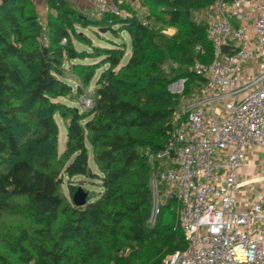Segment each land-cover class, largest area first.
I'll return each mask as SVG.
<instances>
[{"label": "trees", "instance_id": "trees-1", "mask_svg": "<svg viewBox=\"0 0 264 264\" xmlns=\"http://www.w3.org/2000/svg\"><path fill=\"white\" fill-rule=\"evenodd\" d=\"M139 1L143 12L120 5L129 12L125 19L111 12L91 19L69 0H48V46L40 42L42 21L32 0L0 3V264H163L167 255L186 248L178 219L167 221L169 208L177 212L176 201L149 222L154 172L145 150L158 152L168 140L178 103L168 85L187 78L188 94L207 82L191 69L195 60L207 63L213 57L207 27L196 22L194 11L215 0ZM170 25L177 28L172 37L160 30ZM78 28L127 33L129 61L122 65L126 44L98 47ZM72 34L90 43L101 63H83L91 52L77 50ZM64 56L81 78L75 90L59 80ZM168 61L178 66L164 70ZM102 64L107 67L97 79L92 107L53 101L89 95ZM56 114L67 119L68 140L60 156ZM87 144L101 175L90 171ZM65 176L100 179L101 198L92 201L88 190L74 184L66 196ZM79 189L87 193L82 207L72 200ZM14 211L31 225L24 235L3 223ZM125 244L140 247L126 262L118 257Z\"/></svg>", "mask_w": 264, "mask_h": 264}, {"label": "built area", "instance_id": "built-area-1", "mask_svg": "<svg viewBox=\"0 0 264 264\" xmlns=\"http://www.w3.org/2000/svg\"><path fill=\"white\" fill-rule=\"evenodd\" d=\"M130 1L89 0L97 19L107 12L129 17L120 5ZM142 25L152 28L146 19ZM206 27L213 57L191 69L207 82L175 109L165 147L147 155L155 174L149 220L166 203H178L187 246L165 264H264V175H240L256 151L264 152V3L219 0L217 20ZM47 30L42 22L45 46ZM186 81L174 83L173 91L183 95ZM95 100L87 95L83 105ZM244 191L253 200L240 209Z\"/></svg>", "mask_w": 264, "mask_h": 264}, {"label": "rangeland", "instance_id": "rangeland-1", "mask_svg": "<svg viewBox=\"0 0 264 264\" xmlns=\"http://www.w3.org/2000/svg\"><path fill=\"white\" fill-rule=\"evenodd\" d=\"M218 1L219 0H215V2H213L211 5H207L201 9L194 11L195 19L198 24H204L205 26H207L208 23L214 22L215 20H217ZM96 14H97V8L95 6H93V8L87 11V16L91 19H95ZM77 30L78 31L82 30V32L87 34V36H89L90 43L98 47L113 48L115 45L111 43L110 41L120 44L121 46H124V44H126V53L122 59V65H125L129 61V58L131 56V40H130V36L127 33H124V32L113 33L111 30H107V29L105 32H100L98 28H95V29L89 28L85 30L78 28ZM160 30H162L167 36H170V37L175 36L177 33V28L173 25L161 27ZM46 34L48 37V33ZM42 35H43V31H42ZM42 35L40 36V38L42 37ZM72 42L77 50H87V51L89 50L91 52L90 58L85 59L83 63L85 64H89V63L93 64V63H99V62L101 63L102 57L97 56L98 52L92 49V47L90 46V43L82 42L81 40H78L74 34H72ZM48 45H49V42H48ZM63 58L64 59H63V63L61 66L62 74L59 75V80H64L68 85H70L75 90L76 87L80 84L81 78L79 77L78 73H73V70L71 68L72 62L67 58V56L66 57L64 56ZM195 61H200V60L197 59ZM176 66H178L176 65V63L168 61L163 64V69L168 70ZM106 67L107 66L105 64H102L99 68L96 69L95 77L92 80L90 84V89L88 91L89 95L91 96L94 95V92L96 90L97 79L100 73ZM179 80H175L171 82L167 87V91L171 95H173L176 99H178L176 108L180 105V103L189 101L191 98L192 92L194 93V91L198 90V86L197 87L195 86L191 90L190 93L187 94L185 92L183 95H178L176 92L173 91V88L171 86L174 83L178 82ZM201 87L203 86H200V88ZM84 97H82L80 101H75V102H70L67 96L54 98L53 101H60L63 104H68L75 108H83V107L90 108V107L83 105ZM174 116L175 114L173 113L171 117V124L174 122V118H176V116L175 117ZM54 119H55L57 130H58L56 139H57V145H58V154L60 156L66 150V143L68 140L67 119L63 118L60 114H56L54 116ZM87 147H88V162H89L90 171L98 175H101L100 168L98 167L95 157H94L93 148L89 144H87ZM152 153L154 154L155 152L153 151L151 152L149 149L145 150V154L148 156H150ZM72 158L73 157L71 156L70 158H67V160L62 159L61 161H59L60 165L61 163H63V160H65L67 164ZM243 174L248 177H257V176L264 175V152L256 151L254 155L251 156L250 162L248 163V167L244 169ZM154 178H155V174L153 173V175L150 177V183L154 180ZM69 184L81 186L85 190H88L90 193V196L92 197V201L101 198V195L103 193V188L100 185L101 184L100 179H94L92 181L91 179L87 177H82V176H77L72 179H69L65 176L64 183L62 185V190H63V193L68 197H70L69 188H68ZM151 195H152V191H151ZM167 211L170 213V215H168L167 221L171 220V218L178 219L177 212L176 210L173 211V207L169 208ZM17 214L19 213L18 212L16 213L15 211L12 213H9V215L5 216V218L3 219V223L5 226H7V228H10V230H12L11 232L15 231L17 232V234L24 235L29 230V227L31 225L29 224V221L27 220L26 217H21L22 215L19 216ZM151 214H152V197H151L150 216ZM149 222L152 223L150 220ZM139 248L140 247L137 246L136 244H132V245L125 244L124 247L120 249L118 253V257L122 258V260L126 262V260L127 261L130 260L131 258H133L135 255L138 254ZM168 256L169 255H167L165 259L163 260V264H165V261ZM105 260L107 262L108 258H106ZM113 261L114 260H110L107 262V264H115Z\"/></svg>", "mask_w": 264, "mask_h": 264}, {"label": "crops", "instance_id": "crops-1", "mask_svg": "<svg viewBox=\"0 0 264 264\" xmlns=\"http://www.w3.org/2000/svg\"><path fill=\"white\" fill-rule=\"evenodd\" d=\"M2 1L3 0H0V3ZM47 1L48 0H32V2L34 3L39 13L40 20L42 22H46L47 20V14H48V10H47L48 2ZM69 1L72 2L76 6V8L79 11H81V13L84 14L85 16H87V11L93 8V5L89 2V0H69ZM261 1L264 3V0H261ZM129 4H131V7L138 9L140 12H143L144 10L139 0H131ZM243 173H244V170L241 171L240 175L241 176L244 175ZM252 200H253L252 196L247 191H244L238 196L237 208L243 209L251 205Z\"/></svg>", "mask_w": 264, "mask_h": 264}, {"label": "water", "instance_id": "water-1", "mask_svg": "<svg viewBox=\"0 0 264 264\" xmlns=\"http://www.w3.org/2000/svg\"><path fill=\"white\" fill-rule=\"evenodd\" d=\"M100 32H105L106 28H100ZM73 203L77 207L85 206L87 203V193L83 189H79L74 195H73Z\"/></svg>", "mask_w": 264, "mask_h": 264}]
</instances>
